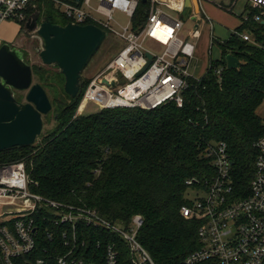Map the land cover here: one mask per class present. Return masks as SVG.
<instances>
[{"label":"trees","instance_id":"trees-1","mask_svg":"<svg viewBox=\"0 0 264 264\" xmlns=\"http://www.w3.org/2000/svg\"><path fill=\"white\" fill-rule=\"evenodd\" d=\"M149 8L150 0H138L131 18L134 32L144 26ZM22 12L24 20H16L21 30L34 14L58 26L69 22L48 0L35 1ZM254 13L249 7L248 14ZM243 31L253 42L240 37ZM216 43L220 59L210 60L197 82L188 81L181 108L170 102L152 110L97 108L76 115L89 80L82 78L79 95L71 99L56 66L32 65L33 82L44 88L52 104L55 127L31 146L0 151V166L22 162L32 193L94 210L107 222L125 226L133 216H141L144 224L137 240L153 262L182 264L199 248L200 225L180 214L189 202L185 181L200 182L214 175L213 158L206 149L222 142L231 159L232 185L248 189L256 159L253 144L264 133V122L256 112L264 102V17L259 22L241 21L229 38ZM227 55L237 59L236 68L226 67ZM219 67L223 70L218 76ZM49 214L46 210L34 214L43 227L33 258L41 255L42 248L50 255L68 248L60 238L63 225L51 223ZM77 230L76 253L86 263L100 264L103 246L113 242L120 252L119 264H131L124 242L115 234L83 223Z\"/></svg>","mask_w":264,"mask_h":264},{"label":"built area","instance_id":"built-area-1","mask_svg":"<svg viewBox=\"0 0 264 264\" xmlns=\"http://www.w3.org/2000/svg\"><path fill=\"white\" fill-rule=\"evenodd\" d=\"M35 1L39 0H0V24L7 20L23 21L22 11ZM48 1L69 22L97 25L105 33H113L123 43L116 56L89 80L77 114L85 105L92 104L101 110L137 107L152 110L170 102L178 108L183 107L184 95L190 85L188 81L197 82L201 78L194 77L190 70L199 39L200 3L220 0H190L191 9L186 10L182 8L184 0H177L175 5L167 0H150V12L144 26L135 32L124 27L120 34H116L107 22L103 24L92 17L90 2L96 1L98 12L110 21L113 20L114 10H121L132 18L138 0ZM193 1L199 7L197 14L192 7ZM161 4L178 14L188 11V19L195 23L188 37L195 41L179 36L184 23L180 19L170 20L158 8ZM249 6L250 11L256 13L241 15L240 21H261L264 0H250ZM240 37L253 42L247 31H243ZM146 40L163 47L162 52L155 54L147 50L144 47ZM147 54L151 56L150 60ZM222 70L219 67L215 74L219 76ZM253 147L256 159L248 189H237L232 185L231 159L222 142L206 149L207 155L213 158L214 175L200 182L195 179L185 181L188 188L201 195L194 202L188 198V205L181 207L180 214L184 219L199 221L200 225L196 232L199 248L188 254L182 264H264V133ZM31 185L22 162L0 166V264H88L76 253L80 223L104 229L121 238L130 254L131 264H155L137 240V233L144 224L141 216H133L125 226L107 222L94 210L61 204L32 193ZM4 207H11L12 210L3 212ZM42 210L49 211L47 218L51 223L63 225L60 238L68 248L56 255H50L46 248H42L41 255L33 258L37 250V236L43 227L36 222L34 214ZM45 218L43 216L40 220L44 222ZM47 238H50L49 234ZM53 251L56 253L57 248ZM103 252L100 264H119L120 252L115 243L104 245Z\"/></svg>","mask_w":264,"mask_h":264},{"label":"water","instance_id":"water-1","mask_svg":"<svg viewBox=\"0 0 264 264\" xmlns=\"http://www.w3.org/2000/svg\"><path fill=\"white\" fill-rule=\"evenodd\" d=\"M79 3L80 0H72ZM190 0H184V10L190 8ZM194 13L199 7L192 2ZM41 42L42 65L56 66L63 75L64 92L71 99L79 95L82 72L104 41L106 33L97 25L51 24L39 14L30 17L25 25ZM150 60L151 56L146 55ZM237 59L226 57V67L236 68ZM105 83V82H104ZM113 83H111L112 85ZM25 93L24 101H18L16 93ZM52 110V104L44 88L33 82L31 65L21 52L9 43L0 45V151L17 146H31L41 136L43 117Z\"/></svg>","mask_w":264,"mask_h":264},{"label":"rangeland","instance_id":"rangeland-1","mask_svg":"<svg viewBox=\"0 0 264 264\" xmlns=\"http://www.w3.org/2000/svg\"><path fill=\"white\" fill-rule=\"evenodd\" d=\"M249 1L250 0H232L231 2V0H221L215 3H209L205 1L202 2L205 15L207 14L209 16L208 18L210 19V22H212L213 30L211 35L214 37L215 41L209 49L208 43L210 37L206 35V26H204H208V24H201L199 30L202 31V38L200 39V43H197L195 51V65L197 69L193 73L194 76L199 75L203 67L205 68L204 72H206L210 60L220 59L221 52L216 42L220 43L225 41L227 38H229V35L233 33V30L241 25V15L246 16L249 13ZM230 3V6L233 7L230 11H227V9L224 7ZM89 5L92 17L96 21L103 24L107 22L109 27L116 34H120L124 27L132 28L131 18L128 17L123 11L114 10L112 13L113 20L107 21V18L98 12V3L96 1H91ZM158 8H160L164 15H166L170 20L180 19L182 23H184L183 28L179 32L180 37L189 39L190 41H195V39L188 37L189 31L195 25L194 21L188 19V11L178 14L163 4L158 5ZM206 40L207 42L205 43ZM1 41L10 43L14 48L16 47L21 52L25 62L31 66L36 65L44 68L52 66L42 65L40 57H38L39 52L41 51V42L37 37L34 36L32 32H27L25 29L21 30L20 24L16 20H7L0 24V43H2ZM122 46V41L118 40L113 33L108 31L103 43L84 68L82 72V78L84 80H90L92 77H95L99 72H101L106 64L116 56L115 54L121 49ZM144 47L155 54H160L163 50V47H160L152 40H146ZM16 95L21 98L20 102L24 101L25 93L19 92V94ZM95 110H97V107L94 104L87 106L85 105L84 109H82V112H79L76 115L83 112L84 114L92 113ZM256 112L264 122V102L258 107ZM54 127L55 120L52 112L50 111L47 114V117H43V128L41 133L45 134L47 130H51ZM39 138L36 139L34 143H37ZM200 195L201 193H198L191 188H188L186 192L187 198L193 202L196 198L200 197ZM2 210L3 212H8L12 209L11 207H4Z\"/></svg>","mask_w":264,"mask_h":264},{"label":"crops","instance_id":"crops-1","mask_svg":"<svg viewBox=\"0 0 264 264\" xmlns=\"http://www.w3.org/2000/svg\"><path fill=\"white\" fill-rule=\"evenodd\" d=\"M221 1V0H220ZM203 2V1H202ZM202 2L200 3V7H201V9H200V13H199V18H200V23H199V26H198V30H199V28L201 27V24H208V26L207 25H204V26H206V35H208L210 38H209V49L211 48V45L213 44V41H214V37H212V35H211V32H212V30H213V26H212V22H210V19L208 18L209 16L206 14L205 15V12H204V9H203V7H202ZM231 5V3L229 4V5H226L224 8H226L227 9V11L229 10H231V8L233 7V6H230ZM208 28H209V34H208ZM237 28V27H236ZM235 28V29H236ZM234 29V30H235ZM234 30H233V32H234ZM202 36V31H200L199 30V39H198V42L200 43V39L202 38L201 37ZM207 38V37H206ZM2 43H0V45L1 44H3V43H8V42H4V41H1ZM207 42V40L205 41V43ZM10 44V43H9ZM195 61V62H194ZM194 62V63H193ZM196 60L194 59V60H192V62H191V66H190V70H191V72H192V74L195 72V70L197 69L196 68ZM209 64V63H208ZM209 66V65H208ZM204 70H205V68L203 67V69L201 70V72H200V74L199 75H197V76H194V77H201V76H203L204 75Z\"/></svg>","mask_w":264,"mask_h":264},{"label":"bare ground","instance_id":"bare-ground-1","mask_svg":"<svg viewBox=\"0 0 264 264\" xmlns=\"http://www.w3.org/2000/svg\"><path fill=\"white\" fill-rule=\"evenodd\" d=\"M168 3H171V5L177 4V0H167Z\"/></svg>","mask_w":264,"mask_h":264},{"label":"flooded vegetation","instance_id":"flooded-vegetation-1","mask_svg":"<svg viewBox=\"0 0 264 264\" xmlns=\"http://www.w3.org/2000/svg\"><path fill=\"white\" fill-rule=\"evenodd\" d=\"M28 32V31H27ZM30 32V31H29Z\"/></svg>","mask_w":264,"mask_h":264}]
</instances>
